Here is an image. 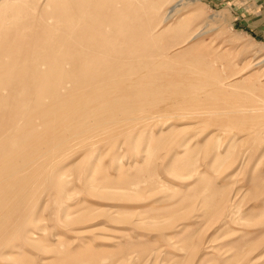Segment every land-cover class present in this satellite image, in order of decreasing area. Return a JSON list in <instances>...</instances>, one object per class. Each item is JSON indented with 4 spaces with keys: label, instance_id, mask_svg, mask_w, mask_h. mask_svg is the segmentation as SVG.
Wrapping results in <instances>:
<instances>
[{
    "label": "rangeland",
    "instance_id": "1",
    "mask_svg": "<svg viewBox=\"0 0 264 264\" xmlns=\"http://www.w3.org/2000/svg\"><path fill=\"white\" fill-rule=\"evenodd\" d=\"M238 3L0 0V264H264Z\"/></svg>",
    "mask_w": 264,
    "mask_h": 264
},
{
    "label": "crops",
    "instance_id": "2",
    "mask_svg": "<svg viewBox=\"0 0 264 264\" xmlns=\"http://www.w3.org/2000/svg\"><path fill=\"white\" fill-rule=\"evenodd\" d=\"M227 5L235 0H225ZM235 4L241 13V20L246 22L248 33L264 38V0H241ZM230 6V5H229ZM233 8V7H232ZM236 16V15H235Z\"/></svg>",
    "mask_w": 264,
    "mask_h": 264
}]
</instances>
